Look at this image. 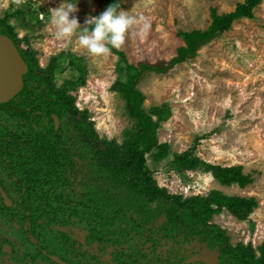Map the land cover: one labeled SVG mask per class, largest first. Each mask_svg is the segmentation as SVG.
I'll list each match as a JSON object with an SVG mask.
<instances>
[{
	"label": "trees",
	"instance_id": "obj_1",
	"mask_svg": "<svg viewBox=\"0 0 264 264\" xmlns=\"http://www.w3.org/2000/svg\"><path fill=\"white\" fill-rule=\"evenodd\" d=\"M102 1L106 8L116 2ZM124 1L117 0L120 9ZM262 2L246 0L224 15L213 9L207 30L179 34L185 46L168 62L135 66L125 53L112 50L121 60V78L113 88L135 122V130L126 132L122 144L101 139L89 112L77 108L70 91L85 83L66 82L59 89L53 81L54 68H40L31 47L23 51L33 71L26 77L24 91L15 97V111L0 109V160L8 156L13 161L5 166L13 188L45 199L39 214L42 224L38 220L34 225L41 258L50 261L46 252L68 264H184L191 252L185 249L207 245L221 251L222 264H264V245L258 250L252 245L234 247L226 230L210 223L224 210L247 221L258 207L257 200L219 191L184 198L159 187L147 162L159 164L169 157L171 146L160 144L158 130L172 113L168 104L146 111V96L138 89L147 74L167 75L196 58L200 48L231 30L234 22L254 19ZM9 20V16L0 19V35L18 41ZM53 115L61 120L58 131ZM23 137L36 145L34 151L29 152L26 144L23 148ZM196 151L197 145L176 156L184 170L212 173L225 187L245 189L253 183L243 167L210 165ZM150 243L154 246L147 249Z\"/></svg>",
	"mask_w": 264,
	"mask_h": 264
},
{
	"label": "rangeland",
	"instance_id": "obj_2",
	"mask_svg": "<svg viewBox=\"0 0 264 264\" xmlns=\"http://www.w3.org/2000/svg\"><path fill=\"white\" fill-rule=\"evenodd\" d=\"M245 1L125 0L120 10L138 23L126 32L125 42L117 50L135 66L171 61L185 46L180 33L205 31L212 24L213 9L218 15L229 14ZM62 2L0 0V19L10 17L22 49L31 47L40 68H54L53 81L59 89L66 82L85 83L70 91L77 108L89 112L101 139L122 144L126 132L135 130V122L126 101L113 88L121 78L120 57L112 53L92 56L80 47L77 36L71 41L56 40L49 24L50 9ZM78 9L75 15L83 27L90 15L106 10V4L102 0H79ZM18 12L22 15L17 16ZM254 16L234 22L231 30L200 48L196 58L167 75L147 74L138 89L146 96V111L168 104L172 113L158 130L160 144L171 146L169 157L159 164L152 159L147 162L159 187L184 198L208 196L212 191L254 198L258 207L249 220L240 221L224 210L212 223L226 230L233 246L252 245L258 250L264 245V0ZM143 22L149 27L141 33ZM196 145L195 155L200 160L223 167L241 166L253 183L245 189L225 187L212 173L184 170L176 156Z\"/></svg>",
	"mask_w": 264,
	"mask_h": 264
},
{
	"label": "flooded vegetation",
	"instance_id": "obj_3",
	"mask_svg": "<svg viewBox=\"0 0 264 264\" xmlns=\"http://www.w3.org/2000/svg\"><path fill=\"white\" fill-rule=\"evenodd\" d=\"M10 41L14 43L15 47L22 55L23 60L31 69L30 72L28 74H25L22 78L24 84L23 90L20 92L22 93L25 89L26 77L31 74L33 69L31 67V63L27 61L26 56L24 55L23 52L24 50L22 49L21 46L22 41L19 39L18 41H14V40H10ZM20 93H18L16 96H18ZM15 97L12 101L11 109L5 107H0V109L7 110L9 112L15 111V106H14ZM54 116L56 115H53V119ZM55 126H56V122H55ZM59 129L60 127L58 129L56 127L57 131ZM22 141H23V148H26L27 145V150L29 152H31V150L34 151V146H36L35 144L26 142L25 137H23ZM7 143L11 145L10 142H6L5 145H7ZM0 162L4 164L2 168L0 166V235L2 234V232L6 233V236H0V264H44L46 260L41 258L39 254L40 252L39 249L35 247L36 243L34 240L36 238V233H35L36 228H34V225L36 224V221L40 220L39 214L41 209L46 205V203L44 202L45 199L43 198L42 194L41 195L28 194V193L26 194L23 190H21V192H18L17 189L13 188L10 184V180H11V183L13 185L12 178L9 177V173L5 168V166L7 165L10 166V164L13 161L8 156H6V160L5 161L0 160ZM161 219H158L156 223L160 224L162 222ZM39 223L42 224V221L40 220ZM210 223L213 224L212 222ZM11 238L17 239V241L12 242ZM153 246L154 245L150 243L146 246V248L152 249ZM192 249L194 248L185 249V251L188 250V252L189 251L191 252L190 255H187V258L184 260L183 262L184 264H205L204 262H194V263L190 262L195 257H198L205 249H210L213 252L218 251L220 254L219 264H222V253L218 248H211L210 246L204 245L202 248H199V250L195 248L192 251ZM44 254L47 258H49L50 261L48 262L50 264H58L55 261H53L50 258V256L61 259L58 256H54L46 252ZM34 258L35 260L32 263L31 259Z\"/></svg>",
	"mask_w": 264,
	"mask_h": 264
},
{
	"label": "clouds",
	"instance_id": "obj_4",
	"mask_svg": "<svg viewBox=\"0 0 264 264\" xmlns=\"http://www.w3.org/2000/svg\"><path fill=\"white\" fill-rule=\"evenodd\" d=\"M79 0H63L56 8L50 9L49 24L58 41H71L78 37L80 47L87 53L96 56H108L113 49H119L125 42L126 32L138 21L120 10L117 2L110 4L98 16L90 15L82 27L78 17ZM149 25L143 22L141 33L146 32Z\"/></svg>",
	"mask_w": 264,
	"mask_h": 264
},
{
	"label": "water",
	"instance_id": "obj_5",
	"mask_svg": "<svg viewBox=\"0 0 264 264\" xmlns=\"http://www.w3.org/2000/svg\"><path fill=\"white\" fill-rule=\"evenodd\" d=\"M30 67L25 63L14 43L0 36V107L12 108L14 97L23 90L22 78L30 72ZM57 129L61 126L59 117L54 116ZM58 264H67L63 260L50 256ZM190 262H204L205 264H219L218 251L205 249L198 257Z\"/></svg>",
	"mask_w": 264,
	"mask_h": 264
}]
</instances>
